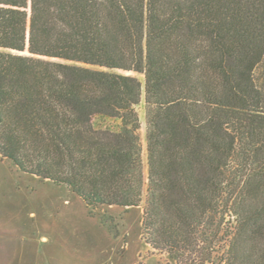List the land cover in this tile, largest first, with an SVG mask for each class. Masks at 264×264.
Listing matches in <instances>:
<instances>
[{
    "label": "trees",
    "instance_id": "16d2710c",
    "mask_svg": "<svg viewBox=\"0 0 264 264\" xmlns=\"http://www.w3.org/2000/svg\"><path fill=\"white\" fill-rule=\"evenodd\" d=\"M0 156L174 264H264V0H0Z\"/></svg>",
    "mask_w": 264,
    "mask_h": 264
},
{
    "label": "rangeland",
    "instance_id": "374dc122",
    "mask_svg": "<svg viewBox=\"0 0 264 264\" xmlns=\"http://www.w3.org/2000/svg\"><path fill=\"white\" fill-rule=\"evenodd\" d=\"M139 112L144 125L143 104ZM95 127L117 131L120 121L98 116ZM142 213L143 206L90 208L69 187L0 156V264H174L145 243Z\"/></svg>",
    "mask_w": 264,
    "mask_h": 264
}]
</instances>
